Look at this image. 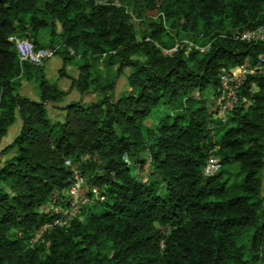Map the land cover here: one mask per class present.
Segmentation results:
<instances>
[{"label": "trees", "instance_id": "1", "mask_svg": "<svg viewBox=\"0 0 264 264\" xmlns=\"http://www.w3.org/2000/svg\"><path fill=\"white\" fill-rule=\"evenodd\" d=\"M143 6L158 17L136 25ZM57 23L60 44L29 37L47 27L56 34ZM261 25L264 0H0V264H264V76L247 75L226 121L196 96L217 89L222 67L257 63L264 42L237 35ZM170 29H198L203 40L189 39L209 47L164 54L161 46L177 42L167 40ZM15 34L62 45L59 75L98 99L71 101L53 120L47 104L67 92L46 78L44 64L20 62ZM75 58L76 78L66 72ZM99 58L117 66L107 83ZM126 67L129 89L116 97ZM33 75L39 100L19 92ZM17 116L19 132L1 148ZM212 155L221 167L207 175ZM68 159L92 201L31 246L60 216L41 207L71 185ZM234 163L243 174L237 186L227 168Z\"/></svg>", "mask_w": 264, "mask_h": 264}, {"label": "built area", "instance_id": "2", "mask_svg": "<svg viewBox=\"0 0 264 264\" xmlns=\"http://www.w3.org/2000/svg\"><path fill=\"white\" fill-rule=\"evenodd\" d=\"M242 40L264 42V25L247 29L237 35ZM16 43V48L19 53L20 62H29L37 65L45 64L50 58L58 54L62 45L56 46H37L34 41L28 37L20 38L12 36ZM209 47L201 46L195 41L184 38L170 47L161 46L164 54L172 55L183 49L187 54L192 49L205 50ZM73 53V50H71ZM248 74H261L264 76V53H262L256 64H253L250 58H247L243 64L234 67H222L219 72V83L215 92L214 101L212 104V115L215 118L226 121L228 115L241 103L240 89ZM66 163L73 167L74 178L70 186L65 187L57 192V196L63 198L67 204H73L80 195V190L85 183V176L81 173L71 160ZM221 164L216 158H211V162L207 163L205 173L212 175L219 170ZM96 193L97 190L93 189ZM41 209H53L60 212V216L55 218L53 222L43 226L45 229H52L55 225L68 224L72 216L67 220V214L70 213V208H55V205L46 207L43 205ZM38 233V232H37ZM37 233L35 235H37Z\"/></svg>", "mask_w": 264, "mask_h": 264}, {"label": "rangeland", "instance_id": "3", "mask_svg": "<svg viewBox=\"0 0 264 264\" xmlns=\"http://www.w3.org/2000/svg\"><path fill=\"white\" fill-rule=\"evenodd\" d=\"M96 1L97 2H105L107 0H96ZM142 14H143V17H137L136 13L133 14L132 20L136 25L141 24V26H145V25H147V23L149 21L155 20L158 17V12L156 10L149 9L146 6L145 7L143 6ZM143 18H144V22L141 23ZM198 29H194V30H190V31H187V30L183 31L181 29H179V30L170 29L171 34H173L174 36H172L173 39L167 38V40L170 41V43H173L174 41L181 39L180 36H182L183 38L194 37V38H199V39L203 40L202 39L203 37H201V35L198 36V33H197ZM177 31H179L180 34L177 33ZM59 32H62V27H61L60 23H57L56 34H51V28L47 27V28L41 29L40 34L37 38L31 34H30L31 36H29V37L36 39L37 43L42 44V45L60 44L61 39L59 38V35H58ZM14 36L19 37V34H15ZM54 37H55V40H53ZM61 58H63L61 56V54L55 55L54 57H52V59L50 58V61L48 63V67H49V69H51V71H53L52 69H54V71L56 73L59 71V70H57V67L59 66L58 62L60 61ZM77 62H78V58H75V60L71 63L78 66ZM94 63L99 70L100 81L102 83H107V81L110 79V77L114 75V72H115L117 66H110L101 58L96 59ZM59 67H61V66H59ZM132 70L133 69L131 67H126L124 69L123 73L117 78L116 91H115L116 97H118L119 95L128 91V89H129L128 76L132 72ZM58 76H59V74H58ZM37 82H38V80H37ZM32 86L34 87V90H35L34 83H32ZM215 92H216L215 87L208 86L203 91L196 93V96H199L205 102V105H206L207 111H208L207 113H209V114H212L211 111H212V104L214 101ZM98 97H99V94L96 93V95L94 97H92V99L96 100V99H98ZM163 109H164L163 105H160L158 108H155L154 112L150 116V119L157 120L158 115L161 113V110H163ZM58 113H59V106L49 105L48 114L53 120H56V119L57 120H63L61 118V116H58ZM20 127H21V118H20V116H17L15 123L9 127L7 134L3 137L1 148L4 147L5 145L9 144L10 142H12L14 137L19 132ZM11 155H12V153H9V154L5 155L3 158H7ZM211 158H216L219 161V158L217 156L212 155L210 157L208 163L211 162ZM125 159L128 162H132L128 158V156H125ZM146 168L148 170L143 175V178H145V179L149 175L148 171H151V168H152L149 160L147 161V167ZM227 168L232 173L231 177H230L231 178L230 185L231 186H237L238 184H240L243 180V174L240 172L239 164H237V163L230 164V165H227ZM263 177H264V172H263ZM263 195H264V187H263ZM56 200L59 202L57 205L55 203ZM91 201H92V197L89 195V187L87 186V184L85 182L83 184L81 190H80L79 197L75 200V202L73 204H70V205L67 204L63 198L58 197L56 194L54 197L51 198V200L48 202V204H45V206L48 207V206H52V204H54L55 208H63V209L70 208L71 212L66 215L67 220L69 221L70 220L69 216H72V218L76 217V216H80L82 214L83 207L86 204L90 203ZM44 210L49 211L50 209H44ZM46 230H49V229H45L43 227L40 231H38L37 235H35L31 240H29V244L31 246H34V245L41 244V242H44L45 241L44 231H46Z\"/></svg>", "mask_w": 264, "mask_h": 264}, {"label": "crops", "instance_id": "4", "mask_svg": "<svg viewBox=\"0 0 264 264\" xmlns=\"http://www.w3.org/2000/svg\"><path fill=\"white\" fill-rule=\"evenodd\" d=\"M49 61H50V59L43 65V73L45 74L47 79H49L51 82H56L58 84V87L61 90L66 91L67 94L64 96L63 101H60V102L54 103V104L52 102H49L47 104V107H49V105L59 106L58 116H61V118L63 119L64 115H65V111L62 109L63 106H65L66 104H68L71 101H76L79 99H83L85 101H90L92 99V97H94L96 95V93L88 92L84 95H81L80 92L75 87H72V81L69 77H66V76L61 77L60 75H59L60 76L59 77L58 76L59 71L56 73L54 71V69H52L53 71H51V69H49V67H48ZM58 64H59V66L62 67L63 58L60 59ZM59 66L57 67V70H59L61 68ZM66 72L69 75L76 78L79 75V68L77 65H75L73 63H68V64H66ZM32 83H34V85H35V90H34V87L32 86ZM19 92L22 95L29 96L33 99L39 100L40 99V88H39V84L37 82L36 76L33 75L30 78H23L21 80Z\"/></svg>", "mask_w": 264, "mask_h": 264}]
</instances>
